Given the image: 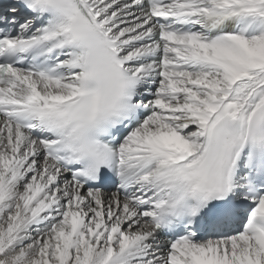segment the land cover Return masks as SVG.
Returning a JSON list of instances; mask_svg holds the SVG:
<instances>
[{
  "label": "snow or ice",
  "instance_id": "6c2138e0",
  "mask_svg": "<svg viewBox=\"0 0 264 264\" xmlns=\"http://www.w3.org/2000/svg\"><path fill=\"white\" fill-rule=\"evenodd\" d=\"M0 264H264V0H0Z\"/></svg>",
  "mask_w": 264,
  "mask_h": 264
}]
</instances>
